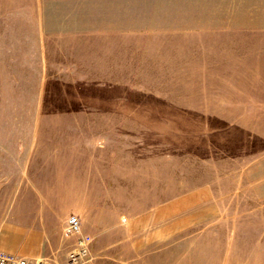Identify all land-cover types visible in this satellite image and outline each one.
<instances>
[{
	"label": "rangeland",
	"instance_id": "374dc122",
	"mask_svg": "<svg viewBox=\"0 0 264 264\" xmlns=\"http://www.w3.org/2000/svg\"><path fill=\"white\" fill-rule=\"evenodd\" d=\"M13 151L79 160L48 264H264V0H0V235Z\"/></svg>",
	"mask_w": 264,
	"mask_h": 264
},
{
	"label": "crops",
	"instance_id": "0c3cea01",
	"mask_svg": "<svg viewBox=\"0 0 264 264\" xmlns=\"http://www.w3.org/2000/svg\"><path fill=\"white\" fill-rule=\"evenodd\" d=\"M71 124L75 125V123L68 125ZM10 153L11 161L8 164L13 169V183L14 185L18 183L13 189L17 191L15 194L18 199H27V202L20 201L19 204L16 202L13 204L34 206L35 210L29 211L31 216L26 224L13 221L5 225L0 235L3 243L6 244V248L2 250L4 254L41 260L39 258L45 255L46 250L54 249L53 230L61 227L65 219V214L58 219L55 216L53 206L59 205L64 195L58 193V187L54 186V182L57 181V175L60 173H77L76 167L79 165V160L70 161L63 158L59 151H13ZM18 167L20 172L17 175ZM72 182L75 185V181ZM73 193L74 190L68 193V198H76V194ZM64 204L68 205L66 201Z\"/></svg>",
	"mask_w": 264,
	"mask_h": 264
},
{
	"label": "built area",
	"instance_id": "2783aa9c",
	"mask_svg": "<svg viewBox=\"0 0 264 264\" xmlns=\"http://www.w3.org/2000/svg\"><path fill=\"white\" fill-rule=\"evenodd\" d=\"M82 231V224L78 217L72 216L66 224L65 233L67 237L79 236ZM91 239L81 236L76 250L70 254L69 264H82L90 251ZM0 264H48L43 260H30L27 258L0 253Z\"/></svg>",
	"mask_w": 264,
	"mask_h": 264
}]
</instances>
